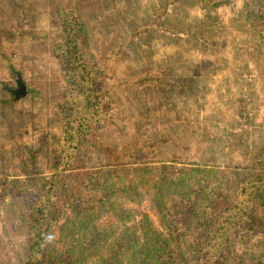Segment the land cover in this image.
Wrapping results in <instances>:
<instances>
[{
	"label": "trees",
	"instance_id": "16d2710c",
	"mask_svg": "<svg viewBox=\"0 0 264 264\" xmlns=\"http://www.w3.org/2000/svg\"><path fill=\"white\" fill-rule=\"evenodd\" d=\"M82 1L51 9L49 33L0 27L3 68L22 77L16 48L42 46L61 85L52 101L43 102L58 133L44 138L52 151L48 175L29 177L42 181L31 186L37 199L24 217L23 264H264V144L245 147V165L213 168L153 161L159 148L142 137L94 165L90 158L102 150L104 131L126 121L118 91L164 84L165 75L108 81L90 46ZM259 1L261 11L251 12L253 55L264 67ZM24 6L17 7L22 12ZM32 91L27 88V95ZM12 187L0 176V199L11 194L10 205L17 206L25 196ZM45 234L56 238L45 243Z\"/></svg>",
	"mask_w": 264,
	"mask_h": 264
},
{
	"label": "rangeland",
	"instance_id": "374dc122",
	"mask_svg": "<svg viewBox=\"0 0 264 264\" xmlns=\"http://www.w3.org/2000/svg\"><path fill=\"white\" fill-rule=\"evenodd\" d=\"M69 1L0 0V27L49 33L50 10ZM260 3L83 0L90 46L108 81L165 75L164 84L118 91L126 121L104 131L102 150L90 158L94 165L142 137L159 148L153 161L213 168L245 165L249 159L245 147L264 144V67L253 55L251 18V12L263 8ZM18 4L25 5L22 12ZM16 49L20 59L16 70L28 91H35L12 103L2 90V84L14 86L11 66L0 64V176L25 196L17 206L10 205L11 194L0 199V264L24 262L28 241L24 217L37 199L31 186L42 181L29 177L48 175L52 151L44 138L58 133L43 104L61 90L56 64L42 46ZM176 83L188 87L174 88Z\"/></svg>",
	"mask_w": 264,
	"mask_h": 264
},
{
	"label": "water",
	"instance_id": "95a60500",
	"mask_svg": "<svg viewBox=\"0 0 264 264\" xmlns=\"http://www.w3.org/2000/svg\"><path fill=\"white\" fill-rule=\"evenodd\" d=\"M14 75V74H13ZM3 88L7 93L12 96L14 101L20 100L27 95V86L24 82L23 78L19 73L14 75V86H8L6 84L3 85Z\"/></svg>",
	"mask_w": 264,
	"mask_h": 264
},
{
	"label": "clouds",
	"instance_id": "9594fccd",
	"mask_svg": "<svg viewBox=\"0 0 264 264\" xmlns=\"http://www.w3.org/2000/svg\"><path fill=\"white\" fill-rule=\"evenodd\" d=\"M56 236L55 234H45L44 235V242L45 243H51L55 240Z\"/></svg>",
	"mask_w": 264,
	"mask_h": 264
}]
</instances>
